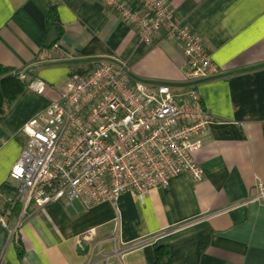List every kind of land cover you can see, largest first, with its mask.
Masks as SVG:
<instances>
[{
    "label": "crops",
    "instance_id": "crops-1",
    "mask_svg": "<svg viewBox=\"0 0 264 264\" xmlns=\"http://www.w3.org/2000/svg\"><path fill=\"white\" fill-rule=\"evenodd\" d=\"M169 5L215 65L195 83L210 120L194 155L202 180L181 174L143 203L126 192L116 205L88 211L52 203L10 216L8 228L0 224V264H86L92 243L85 252L78 243L89 232L107 254L138 245L121 256L123 264H264V199L256 187L264 185V0ZM52 8L61 35L48 24ZM101 60L125 63L133 81L165 84L178 96L189 88L181 44L165 35L143 41L104 0H0V65L29 82L0 122V215L16 204L10 172L26 141L21 129L60 101L72 72L89 73ZM36 82L45 84L43 94L30 89ZM160 248L167 256L157 263Z\"/></svg>",
    "mask_w": 264,
    "mask_h": 264
},
{
    "label": "built area",
    "instance_id": "built-area-1",
    "mask_svg": "<svg viewBox=\"0 0 264 264\" xmlns=\"http://www.w3.org/2000/svg\"><path fill=\"white\" fill-rule=\"evenodd\" d=\"M104 2L143 41L152 43L165 35L181 44L189 88L178 96L168 85L133 81L128 65L112 60L98 61L84 75L69 76L60 101L21 129L26 141L10 179L18 184L16 202L22 217L32 207L52 203L74 211L78 205L86 211L104 203L116 205L126 192L143 203L150 191L167 187L181 174L195 181L203 178L194 155L202 147L199 137L210 120L195 83L215 70L210 50L176 21L169 0ZM30 89L43 94L46 86L36 82ZM256 187L259 199H264V185L258 181ZM11 214L7 209L0 215L3 227H9ZM86 242L92 243L86 264H123L121 256L138 246L107 254L93 232L78 245Z\"/></svg>",
    "mask_w": 264,
    "mask_h": 264
},
{
    "label": "trees",
    "instance_id": "trees-1",
    "mask_svg": "<svg viewBox=\"0 0 264 264\" xmlns=\"http://www.w3.org/2000/svg\"><path fill=\"white\" fill-rule=\"evenodd\" d=\"M57 20L58 18L54 12V9L52 8L47 17L48 24L58 25ZM58 27L61 35L62 28L60 25H58ZM75 73L76 72H72L71 75H74ZM28 88L29 82L22 80L18 74L13 72L12 69L0 65V122L7 116L12 106L28 90ZM8 209H11V216H19L21 213V205L18 202H16L14 207L9 206ZM166 256L167 252L164 248L158 249L156 251V262L162 263Z\"/></svg>",
    "mask_w": 264,
    "mask_h": 264
},
{
    "label": "water",
    "instance_id": "water-1",
    "mask_svg": "<svg viewBox=\"0 0 264 264\" xmlns=\"http://www.w3.org/2000/svg\"><path fill=\"white\" fill-rule=\"evenodd\" d=\"M78 251L79 252H85L86 251V247L84 245L78 246Z\"/></svg>",
    "mask_w": 264,
    "mask_h": 264
}]
</instances>
